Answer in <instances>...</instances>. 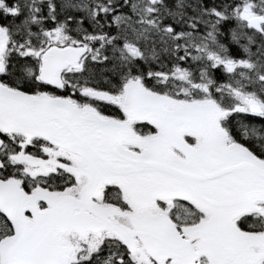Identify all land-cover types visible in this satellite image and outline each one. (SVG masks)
Returning a JSON list of instances; mask_svg holds the SVG:
<instances>
[{"label": "snow or ice", "instance_id": "snow-or-ice-1", "mask_svg": "<svg viewBox=\"0 0 264 264\" xmlns=\"http://www.w3.org/2000/svg\"><path fill=\"white\" fill-rule=\"evenodd\" d=\"M0 264H264V0H0Z\"/></svg>", "mask_w": 264, "mask_h": 264}]
</instances>
